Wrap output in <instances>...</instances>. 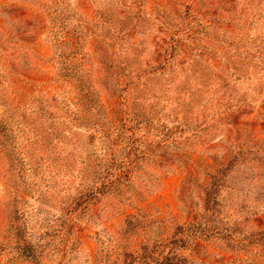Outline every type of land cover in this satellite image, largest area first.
<instances>
[{
    "label": "rangeland",
    "instance_id": "rangeland-1",
    "mask_svg": "<svg viewBox=\"0 0 264 264\" xmlns=\"http://www.w3.org/2000/svg\"><path fill=\"white\" fill-rule=\"evenodd\" d=\"M0 132V264H264V0H0Z\"/></svg>",
    "mask_w": 264,
    "mask_h": 264
},
{
    "label": "trees",
    "instance_id": "trees-1",
    "mask_svg": "<svg viewBox=\"0 0 264 264\" xmlns=\"http://www.w3.org/2000/svg\"><path fill=\"white\" fill-rule=\"evenodd\" d=\"M1 133V132H0ZM3 138V136H2ZM2 147L4 148L6 155H11L13 152L10 148V145L3 138L1 142ZM16 195V194H15ZM16 199V196L14 197ZM22 215L18 208L16 207L10 214V224L8 225L9 237L13 239L14 244L20 250L22 255H26L31 259H37V251L35 244H31L28 240L29 235L27 234V224H24L20 221ZM37 262V260H36Z\"/></svg>",
    "mask_w": 264,
    "mask_h": 264
}]
</instances>
